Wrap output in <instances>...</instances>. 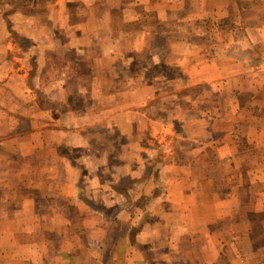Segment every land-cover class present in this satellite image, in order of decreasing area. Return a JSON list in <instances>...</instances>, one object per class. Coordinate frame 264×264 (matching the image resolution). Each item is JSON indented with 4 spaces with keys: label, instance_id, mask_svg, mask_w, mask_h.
Listing matches in <instances>:
<instances>
[{
    "label": "crops",
    "instance_id": "obj_1",
    "mask_svg": "<svg viewBox=\"0 0 264 264\" xmlns=\"http://www.w3.org/2000/svg\"><path fill=\"white\" fill-rule=\"evenodd\" d=\"M50 20L53 31L18 32L30 42L22 47L0 8V264H264V152L254 158L239 148L256 155L264 142L244 144L226 131V140L204 142L211 155L199 147L186 153L192 159H175L167 150L165 189L143 177L137 160L143 102L158 96L144 70L176 67L207 86L238 75L257 96L264 0H54ZM255 47V65L236 56ZM201 100L193 109L203 123ZM110 125L137 137L123 144L134 148V170L111 173L108 189L97 173L108 163L99 152L115 148L90 141L94 128ZM62 148L98 155L69 158ZM213 162L231 166L220 178L236 188L230 199L212 187ZM128 176L129 192L115 183ZM116 205L117 213H104Z\"/></svg>",
    "mask_w": 264,
    "mask_h": 264
},
{
    "label": "rangeland",
    "instance_id": "obj_2",
    "mask_svg": "<svg viewBox=\"0 0 264 264\" xmlns=\"http://www.w3.org/2000/svg\"><path fill=\"white\" fill-rule=\"evenodd\" d=\"M53 2L54 0H0V8L3 13L8 15V17L10 16L8 24L14 31L15 41L18 44L22 47L30 44L23 37H19L18 35L20 34L18 32L31 31V33H37L40 28L53 31L52 21L50 20ZM81 13L83 12L81 11ZM32 45L34 44L31 43ZM255 50L258 52V49L255 47L254 53L250 54L251 56L246 52L236 53V56L244 61L249 60V64L255 65L261 58L260 55L255 53ZM227 63L231 62L229 61ZM239 71L243 73L247 70L246 68H240ZM237 76H234L232 80L228 77L225 81L222 80L215 85L207 86L194 82L188 77L187 73L176 67L157 66L144 70L142 80L152 85L154 90H157L156 95L158 94L154 100L147 98L146 102L145 100L143 102L145 104L144 110H147L145 111L147 116L145 115V122L141 125L143 131L140 133L141 135L139 134L143 142V152L138 155L137 150V160L138 157L143 160L142 171L144 178L150 177L149 180L152 181L154 186L165 189L167 183L162 178L159 179L160 169L164 166L165 151L170 150L169 152L173 153L175 159L179 156H184V159H192V155H187L186 153L194 151L197 154L198 150L194 149L199 147L206 148V153L211 155L213 149L210 145L206 144L214 140H226L227 138L224 135L226 131L234 132L240 136L241 141L245 140L251 144L253 143L254 146L255 141L264 142V83H259L257 96H250V93L245 91L247 86L244 82L242 83L237 79ZM111 88L114 90L118 89L115 86ZM210 88H215L220 92L217 94L212 92V95L209 93L203 96ZM239 91H243V93L237 96ZM74 98L79 101L78 96ZM204 98L205 100H203ZM198 100L205 101V104L201 108L204 109L202 112L208 115V119L205 118L203 123L198 121L199 115L193 109V103L196 104ZM107 105L111 106L113 110L117 109V104L111 100ZM111 107L106 108L111 109ZM260 112L262 113V117L259 116V120V117L256 119V116L260 115ZM110 126L112 129H104L102 127L94 128L92 135L94 138L90 141L95 148L97 144L103 141H107L109 147L113 146L115 148L110 154H107L104 150H100L99 152L101 159L105 162L108 160V163L99 167L97 173L101 178V182H104L105 187H108V189H110V183L108 182L111 173L123 177L124 175L126 176L123 171L126 170V167L127 169H131V171L134 170L135 166L133 163L136 160L134 157V148L133 146L123 144L129 143L130 141L133 142L135 137H137L134 133H131V135L129 133L125 135L118 134L114 132V127L112 125ZM251 126H257L258 130H253ZM205 130L206 132H204ZM88 136L91 138L90 134ZM245 141L244 144L246 143ZM239 148L244 154H247L249 150L250 155L254 158L262 157L264 152L263 148L260 150L255 149L256 155H252L251 149L242 145ZM60 153L75 159L87 156L91 158L90 160H92V157L98 155V152L93 153V150H67L66 148H62ZM211 164L208 168V175L216 179L211 180L212 187L216 188L218 186L221 189V193L227 195L230 199V196L234 195V189L236 188H234L232 181H222L220 178L232 172L231 166L225 167L215 162ZM115 183L121 185L128 192L133 185L129 176L125 180ZM189 184L190 182L188 180ZM83 186L84 194L89 195L90 193L87 192L89 187L84 184ZM142 186H146L145 181H143ZM111 188L115 189L112 184ZM201 188L205 190V195H207L206 193L209 192L207 182ZM87 195L85 198H88ZM241 197L239 199L240 202L246 200L245 196L241 195ZM114 199H116L115 203H117L118 198L114 197ZM126 204H129V199H127ZM119 207V205H116L104 213L112 216L117 213ZM145 219L143 217L142 220L145 221ZM159 264L166 263L162 262Z\"/></svg>",
    "mask_w": 264,
    "mask_h": 264
}]
</instances>
